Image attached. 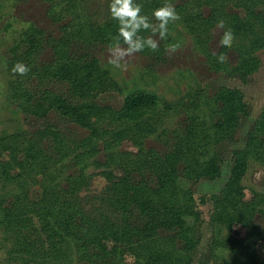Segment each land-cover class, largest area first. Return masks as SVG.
<instances>
[{
  "label": "trees",
  "instance_id": "obj_1",
  "mask_svg": "<svg viewBox=\"0 0 264 264\" xmlns=\"http://www.w3.org/2000/svg\"><path fill=\"white\" fill-rule=\"evenodd\" d=\"M43 1L60 34H48L31 23L6 60L11 73L6 97L27 118L36 119L35 127L1 138L3 149H9V161L21 166L12 173L8 161L0 176L1 249L6 247L7 260L127 264L131 256V264H196L205 222L202 201L212 204L208 217L212 237L198 263L264 264L258 249L264 241V183L255 182L251 173L264 169V105L244 147L233 150L231 176L224 188L197 197L193 185L200 178L221 175L227 143L235 140L251 114L243 90L197 84L183 96L169 99L140 89L127 93L119 108L100 104L98 96L119 90L120 84L93 50L126 45L118 21L111 16V0ZM137 2L142 13L158 23L152 13L166 0ZM171 3L197 35L196 44L203 47L210 67L243 82L260 69L264 0ZM203 6L210 7L208 15ZM193 8L197 11L191 13ZM173 21L156 49L138 52L162 58L176 42L171 34ZM221 22L227 27L222 28ZM218 26L222 36L216 52L208 42ZM229 29L233 44L222 47ZM141 35L152 33L141 29ZM219 55H226L227 61L221 64ZM18 62L29 70L13 71ZM53 114L88 129V134L79 137L63 131ZM150 139L160 147L148 145ZM127 140L137 150L122 149ZM3 152L0 149V157ZM95 176L105 180L100 190H90ZM35 185L40 194L33 199L29 193ZM248 186L251 198L246 197ZM5 200L8 203L2 206ZM239 224L245 227V235L233 232Z\"/></svg>",
  "mask_w": 264,
  "mask_h": 264
},
{
  "label": "rangeland",
  "instance_id": "obj_2",
  "mask_svg": "<svg viewBox=\"0 0 264 264\" xmlns=\"http://www.w3.org/2000/svg\"><path fill=\"white\" fill-rule=\"evenodd\" d=\"M175 6V5H174ZM191 7V5H190ZM206 15L210 12L209 6L201 8ZM233 10L242 12L240 9ZM197 11L196 8L191 10V13ZM38 25L44 28L48 34L59 35L60 30L58 24L54 23L48 13L47 5L43 0H0V149L6 151L0 160L6 162V167H2L0 162V176L4 173V169L8 167L10 156L8 150L3 149L1 138L9 134H15L22 128L35 127L36 119L33 117L27 118L24 112L6 97V87L10 79L11 73L8 71L7 57L9 49L18 41L22 32L31 24ZM172 36L175 39V48L170 45L166 48V52L162 58L155 60L151 56L133 52L125 54L119 66L110 62L117 55V45L99 46L93 50L98 55L101 61L110 67L114 72L116 79L120 84L119 90H111L101 93L98 96L100 104H108L115 108H119L127 93L149 89L155 91L169 99H177L183 96L191 87L202 84L210 86L211 89L218 85H227L239 87L245 93V97L251 106V114L245 120L243 126L236 134L235 140L229 141L225 148V160L222 164V173L215 179L200 178L194 185L193 189L197 197L202 194H211L220 192L231 176L233 150L243 148L247 132L253 124L255 118L260 113L264 105V50L259 52L262 60L260 69L253 74L247 82H243L238 77H233L222 71H217L210 67L209 62L203 52V47L197 46L195 38L197 35L189 29L185 23L184 15H179L172 23ZM222 29L218 26L213 29V35L210 37L208 44L214 51L220 50L219 41L222 36ZM159 42H160V38ZM121 49L126 48L124 44H118ZM50 49L45 52V58L50 57ZM231 60L234 59L232 54H229ZM51 117L57 125L65 132L73 134V136L83 137L89 132L88 129L71 122L65 118L59 117L56 114ZM183 117V116H182ZM177 120L178 117H175ZM182 119V118H181ZM148 145H157L154 139L147 141ZM122 149L137 150V147L130 141H125L122 144ZM3 152V153H4ZM21 169L19 163H11L9 161L8 170L16 173ZM10 172V174H12ZM252 177L258 184L264 183V169L257 168L253 170ZM26 178L27 177H23ZM24 181L23 179L20 180ZM105 184V180L101 176H95L90 190H100ZM2 190V184L0 183ZM247 198H251V187L246 188ZM40 194V187L33 186L30 189V197L36 199ZM200 200V199H199ZM5 200L2 206L7 204ZM200 208L204 213L205 222L201 228V242L199 244L198 259L206 251L212 237V228L208 222V217L212 209L210 202L199 201ZM235 235H245L246 229L242 225L233 226ZM0 231V264H19L18 261L12 259L7 260L4 251L6 247H2L4 238ZM259 253L264 256V241L258 244ZM198 259L196 264L198 263ZM133 261L131 256L127 257V264ZM34 264V263H28Z\"/></svg>",
  "mask_w": 264,
  "mask_h": 264
},
{
  "label": "clouds",
  "instance_id": "obj_3",
  "mask_svg": "<svg viewBox=\"0 0 264 264\" xmlns=\"http://www.w3.org/2000/svg\"><path fill=\"white\" fill-rule=\"evenodd\" d=\"M141 4L137 0H111L110 13L111 16L119 23V35L123 38L126 48L121 49L117 45V55L110 60L114 65L119 66L121 58L125 54L140 51L145 47L156 49L159 44L158 38H163L167 32V26L170 20H176L178 13L175 10L171 0L166 2L152 13L158 23L151 22L148 15L142 13ZM222 28L227 27L226 23L221 22ZM141 29H150L152 35H141ZM234 40V33L231 29L226 31L222 37V47H231ZM175 45H173V49ZM221 64L228 59L226 55L218 56ZM28 66L22 62L14 65L13 71L21 74L27 72Z\"/></svg>",
  "mask_w": 264,
  "mask_h": 264
}]
</instances>
